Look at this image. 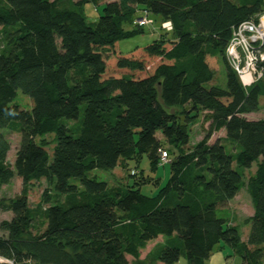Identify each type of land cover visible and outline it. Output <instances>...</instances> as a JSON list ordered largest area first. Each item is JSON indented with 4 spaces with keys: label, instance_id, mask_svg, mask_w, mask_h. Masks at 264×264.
Wrapping results in <instances>:
<instances>
[{
    "label": "trees",
    "instance_id": "16d2710c",
    "mask_svg": "<svg viewBox=\"0 0 264 264\" xmlns=\"http://www.w3.org/2000/svg\"><path fill=\"white\" fill-rule=\"evenodd\" d=\"M102 1L0 0V129L17 125L21 135L11 167L0 134V190L14 175L21 181L18 196L0 198V212L12 215L0 222V264H129L128 257L134 264H176L180 256L201 264L220 243L240 264H264V120L244 117L257 110L264 80L244 90L225 57L233 28L263 11L264 0H115L88 23L82 7ZM144 11L171 31L120 53L121 40L143 32L133 21ZM125 23L136 30H124ZM218 62L226 87L206 88ZM18 91L32 102L30 111L14 104ZM173 108L182 109L179 116ZM199 112L209 114L206 133L184 150L189 135L179 118ZM219 131L236 152L209 142ZM158 133L168 150L160 149ZM160 151L169 178L154 197L140 193L143 178L111 189L88 176L126 169L145 154L160 166ZM42 177L69 202L35 214L27 195ZM241 188L253 210L245 242L238 226L217 215ZM35 215L45 221L36 235ZM158 237L164 242L140 261Z\"/></svg>",
    "mask_w": 264,
    "mask_h": 264
},
{
    "label": "rangeland",
    "instance_id": "374dc122",
    "mask_svg": "<svg viewBox=\"0 0 264 264\" xmlns=\"http://www.w3.org/2000/svg\"><path fill=\"white\" fill-rule=\"evenodd\" d=\"M115 0H103L98 5L86 4L82 7V13L84 14L88 23L95 24L103 12L104 5L106 3L112 2ZM235 1V0H234ZM152 19V18H151ZM157 19V18H155ZM124 30L133 31L136 30L134 25L130 23H125L123 25ZM161 25L154 23L152 26H147L143 28V32L139 33L133 37L121 40L118 44V51L122 54H127L134 51L137 48H143L146 45L150 44L152 41L156 40L160 35L164 34L162 31ZM173 36L172 32H169L167 38ZM206 88L211 86H219L220 88L226 87V77L224 74V68L221 62H218V69L215 72L214 79L208 84L204 85ZM14 104L19 106L21 109L30 111L32 108V102L30 99L23 95L20 91L17 92ZM182 109H169V112L180 115ZM82 113V112H81ZM208 113L199 112L197 117L190 120L185 116H180L179 120L187 124V130L189 135V142L186 145L184 150L193 148L197 142H199L206 133L208 127ZM248 120H264V97L259 98L258 108L255 112L248 113L244 116ZM70 127L76 126L75 123H68ZM0 134L6 139L9 143V151L7 154V163L12 167L15 153L19 148L21 135L18 130L17 125L12 127H7L0 129ZM158 139H160V149L168 150L170 146L167 142L161 137L158 133ZM219 140L223 145L226 151L231 154L236 152L237 147L228 141L225 138L224 131H219L212 135L210 138V143H213L216 140ZM45 140L48 142L47 152L50 155L51 159V150H52V135L45 136ZM39 139H36L38 142ZM126 169L124 167L118 166L112 174V172H105L101 170L91 171L88 176L96 177L99 181H104L108 184L109 188L121 187L125 188L133 186L136 181H139L140 178L145 180V183L140 185V193L147 197H154L159 194L160 190L165 186L169 178V164L166 163L160 166H153L149 160L148 155H142V157L137 161L130 160L126 162ZM131 170H135L138 174L135 178L128 176V173ZM255 171V164H252L251 168L248 170H243V177L246 180L250 175ZM21 191V181L14 175L12 180L8 185H5L0 190V198H13L18 196ZM77 191H81V187L78 185ZM27 201L30 209L37 214L40 207H47L49 205H67L69 199L65 195L56 194L52 189V184L45 178H40L36 181H33L29 185ZM253 213L249 196L247 195L244 188H241L238 194L231 200L228 204V208L224 210H219L217 215L221 218L228 219L230 221L229 225L238 226L240 230V237L245 238L246 230L249 231V225H245V220L248 219ZM10 212H0V222L3 220H10ZM45 227V221L40 217H34L32 222L31 232L36 235L39 232L43 231ZM0 231V236H2ZM163 237H158L157 239L147 243L146 247L140 252V261L148 262L147 256L148 253H151L155 248L161 245L164 242ZM129 264H134L133 260L128 257ZM139 261V263H140ZM148 264V263H144ZM160 264V263H155ZM176 264H187V260L184 256H180ZM201 264H240V260L236 257L232 250L223 243L218 244L211 252L210 257L207 260L201 261Z\"/></svg>",
    "mask_w": 264,
    "mask_h": 264
},
{
    "label": "built area",
    "instance_id": "2783aa9c",
    "mask_svg": "<svg viewBox=\"0 0 264 264\" xmlns=\"http://www.w3.org/2000/svg\"><path fill=\"white\" fill-rule=\"evenodd\" d=\"M133 24L144 28L152 26L153 20L144 11ZM161 28L171 31L172 26L169 22H163ZM225 57L244 90L264 80V10L233 28L225 49ZM159 163V165L168 163L166 152L160 151Z\"/></svg>",
    "mask_w": 264,
    "mask_h": 264
},
{
    "label": "crops",
    "instance_id": "0c3cea01",
    "mask_svg": "<svg viewBox=\"0 0 264 264\" xmlns=\"http://www.w3.org/2000/svg\"><path fill=\"white\" fill-rule=\"evenodd\" d=\"M116 170H113L112 171V174H115L114 172H115ZM248 226V225H247ZM247 234H248V229L246 230V234H245V238L243 239V238H241V241L242 242H245L246 241V239H247ZM141 252V251H140Z\"/></svg>",
    "mask_w": 264,
    "mask_h": 264
}]
</instances>
